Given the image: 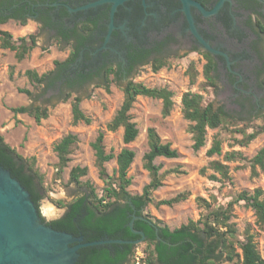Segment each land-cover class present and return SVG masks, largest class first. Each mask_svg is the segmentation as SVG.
I'll return each mask as SVG.
<instances>
[{
	"label": "rangeland",
	"instance_id": "rangeland-1",
	"mask_svg": "<svg viewBox=\"0 0 264 264\" xmlns=\"http://www.w3.org/2000/svg\"><path fill=\"white\" fill-rule=\"evenodd\" d=\"M0 30L10 33L14 40L36 34L35 47L20 62L15 59L14 52L0 47V134L4 142L22 157L35 158V168L43 176L45 190L37 209L45 221L56 220L64 213L65 208L58 207L56 201L68 203L84 193V187L69 181V172L73 167H86L87 175L81 177L80 182H89L95 192L101 195L104 183L99 177L91 147L99 133L104 134L106 153L116 156L123 148L134 151L135 157L127 175L131 181L127 191L131 195H140L143 187L150 181L149 174L143 167V156L149 150V128L155 129L161 142L169 143L178 156L175 159H155V164L161 166L163 181L162 186L152 192L153 202L143 211L146 215L174 229L190 220L197 221L206 214L197 204V198L205 199L214 210L224 207L241 192L252 194L255 189L262 191L261 199L264 200V173L257 167L258 174L252 176L250 165L253 157L264 147V73L254 85L244 86L247 91L244 96L233 87L232 82L226 80L223 65L213 74L216 86H212L203 74L206 60L201 54L202 50L196 47L197 52H192L181 48L170 51L166 66L157 72H153L148 64L140 66L131 75L120 76L118 83L111 82L109 91L102 87L105 79L96 78L91 84L71 93V97L65 101L67 91L62 94L52 90L44 91L42 87L32 84L24 73L26 70H33L41 75L52 71L54 62H62L69 56L70 48L57 42L50 33L42 30L39 32V25L32 17H28L24 24L9 19L0 24ZM217 41L213 40V43ZM77 62L84 63V60L79 59ZM190 74H194V78ZM112 78L111 75L109 79ZM131 80L148 88L167 89L172 93L173 105L170 113L163 116L161 99L138 96L130 110L138 136L132 143L125 145L122 141V129L111 132L107 130V125L123 101L122 88ZM19 89L28 90L30 95L20 93ZM186 92L201 95L203 104L211 103L215 109H222L239 124L226 123L217 129L207 130L204 147L194 151L193 140L188 131L190 122L183 118L181 111V97ZM75 96L81 98L80 108L90 119L89 124L72 125L70 103ZM21 106L47 109L48 117L36 123L27 114H14L11 111L12 108ZM240 120L250 121L251 129L247 132L259 131L246 145L239 143L242 139L239 129L243 128ZM67 134L76 135L77 143L71 149L67 167L58 175L54 146ZM216 136L222 142L221 155L209 157L206 152ZM232 151L239 152L243 160L225 162L224 154ZM215 160L228 166L229 181L209 179L213 171L208 165ZM105 169L109 176L114 175L115 159L106 163ZM203 169L204 173L201 172ZM179 194H187L186 199L170 207L155 205L160 200H168ZM46 205L53 206L56 214L47 216ZM229 223L235 226L236 251L240 253L239 244L249 233L253 236L259 254L264 258V226L256 223L253 210L243 201L235 203ZM141 244H136L135 254L137 251L142 252ZM139 264L144 263L141 261ZM218 264L229 263L221 261Z\"/></svg>",
	"mask_w": 264,
	"mask_h": 264
},
{
	"label": "trees",
	"instance_id": "trees-1",
	"mask_svg": "<svg viewBox=\"0 0 264 264\" xmlns=\"http://www.w3.org/2000/svg\"><path fill=\"white\" fill-rule=\"evenodd\" d=\"M39 0H0V24L6 23L9 19L24 24L29 15L33 13L31 6ZM43 2L55 3L57 0H42ZM52 9V8H51ZM48 21V20H46ZM87 25L81 23L80 30L85 31ZM44 27H39V32ZM66 29L52 38L57 42L69 45V56L62 62H54V69L45 74H37L33 70H26L24 75L35 86L42 87L44 91H54L59 94L67 91L64 100L71 97V93L82 89L92 83L93 74L89 71L86 63H79V47L71 42ZM74 37V36H73ZM83 40L82 36L76 38L77 42ZM36 34L20 37L16 40L6 31L0 30V47L14 52L15 59L20 62L35 47ZM206 64L203 74L206 81L216 86V77L213 75L216 70L214 58L207 52L201 53ZM168 56L157 55L147 62L153 72H157L167 64ZM140 66V65H138ZM137 65L129 75H131ZM12 69V68H11ZM12 71V70H11ZM112 79H109L110 76ZM12 72H10V77ZM194 78V74H190ZM96 78L105 79L102 85L105 91H109L111 82L118 83L119 73L113 66H105L97 73ZM20 93L30 95L25 89H19ZM123 101L115 115L107 125V130L114 132L122 129V141L125 145L132 143L138 136L136 124L132 121L130 110L138 96L161 99L162 115L167 116L173 102L172 93L165 88H148L140 83L128 81L122 88ZM81 98L75 96L71 100L72 125L78 123L89 124L90 119L80 108ZM14 114H27L36 123L48 117L47 109L33 106H21L12 108ZM181 111L183 118L190 122L188 131L191 134L194 151H198L205 145L207 130L217 129L221 125L229 123L239 124L233 117L229 116L222 109H215L211 103L203 104L202 96L186 92L181 97ZM243 128L239 129L242 139L241 145L248 144L254 139L259 131L251 129L249 120H240ZM148 152L143 156V167L148 172L150 181L143 187L140 195H131L127 191L130 186L128 170L134 160L135 153L131 149L123 148L114 156L106 153L103 140L104 134L99 133L91 144L94 151L95 163L98 168L99 177L104 183L102 193L99 196L89 182L81 183L80 178L87 175L86 167H73L69 172V181L85 188L82 195L73 201L65 203L56 201L60 208H66L65 213L58 219L46 223L52 229L66 232L74 236L82 235L85 242L98 241L103 239H119L137 241L141 238L134 234L129 228L132 216L133 230L142 232L145 240L140 262L144 264H218L225 261L229 264H264V258L259 254L253 236L247 233L245 239L239 244L240 253L235 246V226L229 223L232 217L233 205L243 201L250 207L256 217V223L264 226V200L261 199L262 191L255 189L252 194L241 192L233 201L228 202L224 207L212 209L211 204L203 198H197V204L202 207L206 214L197 221H188L177 228L170 229L155 218L146 215L145 207L153 202L152 192L162 186L163 175L160 174V165L155 164V159L162 157L175 159L178 153L169 143L161 142L155 129L147 130ZM77 143V137L67 134L62 137L54 146L57 157V174L59 175L70 161L71 149ZM221 139L214 137L207 156L221 155ZM115 159L116 169L114 175L109 176L105 164ZM243 160L239 152H227L224 154V161ZM251 174H258V167L264 173V147L250 161ZM0 166L8 170L11 176L16 179L30 194L31 200L38 206L45 195L43 176L35 168V158H24L17 151L4 142L0 134ZM208 168L213 171L209 176L212 181L230 180L228 166L218 160L211 161ZM202 173L205 172L203 169ZM218 175V177H217ZM187 194H179L168 200H160L156 206H172L184 199ZM42 222L44 220L41 218ZM136 244H106L82 248L78 251L79 257L75 264H134Z\"/></svg>",
	"mask_w": 264,
	"mask_h": 264
},
{
	"label": "flooded vegetation",
	"instance_id": "flooded-vegetation-1",
	"mask_svg": "<svg viewBox=\"0 0 264 264\" xmlns=\"http://www.w3.org/2000/svg\"><path fill=\"white\" fill-rule=\"evenodd\" d=\"M97 1L57 0L58 6H48V1L39 0L31 6L33 13L29 15L52 37L66 29L71 42L79 47L77 60H84L93 81L105 66L117 69L120 78L157 55L169 56L170 51L181 48L192 52H197L196 47L201 49L179 0H126L116 7L112 19L109 2L75 10ZM192 1L207 12L222 2L213 15L204 16L193 6L190 15L198 35L222 53L211 55L215 72L223 65L226 80L246 96L244 86L254 85L264 73V0ZM81 23L87 25L84 32ZM78 36L83 38L80 43L76 41Z\"/></svg>",
	"mask_w": 264,
	"mask_h": 264
},
{
	"label": "water",
	"instance_id": "water-1",
	"mask_svg": "<svg viewBox=\"0 0 264 264\" xmlns=\"http://www.w3.org/2000/svg\"><path fill=\"white\" fill-rule=\"evenodd\" d=\"M124 1L126 0H99L75 10H85L109 2L112 3L110 15L112 19L116 7ZM179 1L183 4L190 29L201 50L212 56L221 55V52L212 48L194 30L189 8L196 7L204 16H210L216 13L222 2L212 11L207 12L195 1ZM58 5V3L48 4V6ZM135 219L136 217L132 216L128 226L131 232L141 236L137 241L103 239L85 242L82 235L74 236L54 230L42 222L29 192L11 176L8 170L0 166V264H75L79 257L78 251L82 248L106 244H138L145 240V236L142 232L133 230Z\"/></svg>",
	"mask_w": 264,
	"mask_h": 264
},
{
	"label": "bare ground",
	"instance_id": "bare-ground-1",
	"mask_svg": "<svg viewBox=\"0 0 264 264\" xmlns=\"http://www.w3.org/2000/svg\"><path fill=\"white\" fill-rule=\"evenodd\" d=\"M45 214L47 216H53L56 214L55 208L51 205H46L45 206Z\"/></svg>",
	"mask_w": 264,
	"mask_h": 264
},
{
	"label": "built area",
	"instance_id": "built-area-1",
	"mask_svg": "<svg viewBox=\"0 0 264 264\" xmlns=\"http://www.w3.org/2000/svg\"><path fill=\"white\" fill-rule=\"evenodd\" d=\"M142 257H143L142 252L137 251L136 254H135L136 264H139L140 259H141Z\"/></svg>",
	"mask_w": 264,
	"mask_h": 264
}]
</instances>
